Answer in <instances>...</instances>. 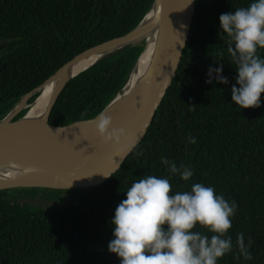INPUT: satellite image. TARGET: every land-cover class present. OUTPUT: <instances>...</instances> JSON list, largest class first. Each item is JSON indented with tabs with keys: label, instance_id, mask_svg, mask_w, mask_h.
Masks as SVG:
<instances>
[{
	"label": "trees",
	"instance_id": "1",
	"mask_svg": "<svg viewBox=\"0 0 264 264\" xmlns=\"http://www.w3.org/2000/svg\"><path fill=\"white\" fill-rule=\"evenodd\" d=\"M154 1L0 0V121L74 58L135 30ZM251 2L195 0L181 61L141 142L85 197L61 209L39 208L27 201L47 189L0 190V264H120L108 251L111 220L137 178L170 175L161 157L194 170L190 182L172 177L174 191L202 183L237 203L229 235L233 242L240 233L251 239L253 260L230 254L219 264H264V94L258 109L233 103L237 73L229 64L227 38L218 36L219 16ZM143 50L144 42L124 46L71 79L47 125L63 128L95 119L123 94ZM259 54L264 58V49ZM216 63L224 64L228 85L205 82Z\"/></svg>",
	"mask_w": 264,
	"mask_h": 264
},
{
	"label": "clouds",
	"instance_id": "2",
	"mask_svg": "<svg viewBox=\"0 0 264 264\" xmlns=\"http://www.w3.org/2000/svg\"><path fill=\"white\" fill-rule=\"evenodd\" d=\"M219 21L218 36L227 38L229 64L237 73L231 99L239 109H258L264 94V58L259 54L264 49V0H252L247 7L223 13ZM216 64L219 66L209 67L205 82L228 85L224 64ZM94 125L104 145L119 146L128 139L126 129L115 127L104 112ZM189 142L195 144L196 140L189 137ZM161 164L170 175L137 178L115 210L108 251L120 264H219L230 254L237 260H253L251 239L240 233L233 242L229 235L237 203L202 183H191L187 191H174L172 177L190 182L194 170L166 157H161Z\"/></svg>",
	"mask_w": 264,
	"mask_h": 264
},
{
	"label": "water",
	"instance_id": "3",
	"mask_svg": "<svg viewBox=\"0 0 264 264\" xmlns=\"http://www.w3.org/2000/svg\"><path fill=\"white\" fill-rule=\"evenodd\" d=\"M189 3L190 0H155L152 9L144 19L146 20L148 18L149 24L152 25L159 14L165 11L168 30L159 40L148 59L133 112L123 126L128 134L126 141L122 142L119 146L111 145L109 147H103L100 151L95 152V155L87 157L88 162H78L53 151L35 140H31L14 132L0 130V172L15 179L13 182L1 184L0 190L19 188L47 190L91 189L102 184L116 173L130 153L141 142L175 76L183 50L190 35L195 0ZM135 30L122 38L111 40L88 51H97L108 46L116 47V50H118L124 46L133 44L130 42L129 37ZM147 44L148 42L146 45L144 43L142 54L146 51ZM88 51L77 56L62 67L32 95L24 97L21 101L23 107L15 113L9 122L17 123L25 119L31 111L32 105L37 106L38 102H43L42 94L45 92V89L49 91V97L46 102L48 112L46 114L45 125L48 130L60 131L75 125L94 121L97 117L90 121L73 123L63 128H55L47 125V117L50 109L65 85L71 79L94 65L80 71H76V67L74 66L68 67ZM127 86L126 90L128 89ZM126 90L123 94L126 93ZM34 94H39V96L31 105H28L27 100ZM116 97L103 112L109 108ZM23 109H28L27 113L18 121H14V118ZM40 136L47 142H49L48 140H55L53 135L45 136L41 134ZM74 140L72 142L76 144H84L82 139L76 138ZM72 142L65 143L64 141H60L57 145L65 147V145L72 144Z\"/></svg>",
	"mask_w": 264,
	"mask_h": 264
},
{
	"label": "bare ground",
	"instance_id": "4",
	"mask_svg": "<svg viewBox=\"0 0 264 264\" xmlns=\"http://www.w3.org/2000/svg\"><path fill=\"white\" fill-rule=\"evenodd\" d=\"M166 17V13L165 11H163L159 14L152 25L149 24V20L147 18L129 37L130 42H132L133 44L141 41H144L145 45L147 42L148 44L146 51L142 54L140 60L136 65L135 71L131 76V80L129 82V86H127L128 89L126 90V93L119 94L111 103L109 108L104 112L106 115L112 118L115 127H123L133 112L139 92V87L141 84V79L148 59L159 40L168 30ZM116 49V47L108 46L101 50L88 51L81 57L77 58L68 67L74 66L76 67V71L83 70L97 63L99 60L108 56L109 54L117 51ZM42 95L43 102H38L37 106L32 105L31 111L28 113L25 119L17 123L9 122L10 119L15 115V113L22 108L21 102L17 104L16 107L5 117V119L0 122V130L14 132L31 140H35L36 142L47 146L53 151L63 154L65 157L78 162H88L87 157L95 155V152L100 151V149H102L103 147L111 146L104 145L98 138L95 132L94 121L81 125H75L68 129L60 131L48 130L45 125L46 114L48 112L46 102L49 97V91L45 89V92H43ZM41 134L45 136L53 135L55 137V140H48L49 142H47L40 136ZM76 138L82 139L84 144H76L75 142H72L75 141L74 139ZM60 141H64L65 143L72 142V144H67L65 145V147H62L57 145V143H60ZM13 181H15V179L0 172V185Z\"/></svg>",
	"mask_w": 264,
	"mask_h": 264
},
{
	"label": "rangeland",
	"instance_id": "5",
	"mask_svg": "<svg viewBox=\"0 0 264 264\" xmlns=\"http://www.w3.org/2000/svg\"><path fill=\"white\" fill-rule=\"evenodd\" d=\"M141 42L143 43L144 41ZM125 90L126 88L123 90V93L125 92ZM86 194L87 189L39 191L35 193V195L37 196L35 199H31L27 202L32 204L34 207L61 209L70 206L74 202L85 197Z\"/></svg>",
	"mask_w": 264,
	"mask_h": 264
}]
</instances>
